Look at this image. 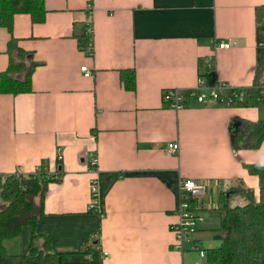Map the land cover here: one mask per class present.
I'll return each instance as SVG.
<instances>
[{
    "label": "crops",
    "instance_id": "crops-1",
    "mask_svg": "<svg viewBox=\"0 0 264 264\" xmlns=\"http://www.w3.org/2000/svg\"><path fill=\"white\" fill-rule=\"evenodd\" d=\"M43 3L41 23L26 14L14 16L16 42L10 51L9 34L0 26V72L9 55L23 63L14 76L23 78L32 67L31 92L0 93V174L27 175L40 167L58 178L47 185L36 233L49 236L56 253L82 247L87 254L98 252L102 264H208L206 252L219 244L218 218L210 209L230 200L232 188L258 196L257 177L243 165H264V141L257 148L233 147L231 136L233 123L259 120L263 108L186 98L175 110L161 94L194 88L202 72L199 61L211 56L212 42L219 41L231 44L214 52V74L205 84L264 86V26L256 25L254 16L264 0ZM88 4L91 32L83 50L76 35L86 27ZM17 49L24 52L20 58ZM130 69L132 90L120 79L121 71ZM171 142L178 150L166 154ZM92 174L98 179L99 211L88 208ZM185 178L208 183L203 199L212 204L206 209L199 202L204 222L179 249L171 226ZM17 239L12 253L4 242L6 264H18L31 230L23 227Z\"/></svg>",
    "mask_w": 264,
    "mask_h": 264
},
{
    "label": "trees",
    "instance_id": "trees-1",
    "mask_svg": "<svg viewBox=\"0 0 264 264\" xmlns=\"http://www.w3.org/2000/svg\"><path fill=\"white\" fill-rule=\"evenodd\" d=\"M43 0H0V26L9 34L7 50L15 46L13 37V18L18 14H26L31 22L41 23L45 19ZM256 25L264 26V4L254 10ZM79 47L85 50L89 37L85 25H81L76 35ZM24 52L17 49L16 56L22 57ZM202 71L204 61H199ZM23 63L9 55L6 69L0 72V93L31 92L30 66L23 78L14 76L22 70ZM203 72L199 74L201 76ZM123 86L132 90L135 77L133 70L120 73ZM262 83H255L247 90L242 100L235 101V106H253L261 103L263 116L256 121H245L238 124L235 134L231 136L233 147L257 148L264 141V90L260 92ZM264 89V86H262ZM245 170L257 177L258 196L255 198L250 189L232 188L227 193H240L246 201L243 205H231L229 200L210 209L218 218V227L214 230V238L218 246L206 252L208 264H264V165L244 164ZM44 172L32 174H0V264H6L8 257L4 242L17 239L23 227L31 230V239L26 253L18 254V264H102L98 252L87 254L81 247L76 252L56 253L51 249L49 236L36 233V225L44 215L43 199L50 181H55ZM197 200L191 201V208L200 212Z\"/></svg>",
    "mask_w": 264,
    "mask_h": 264
},
{
    "label": "built area",
    "instance_id": "built-area-1",
    "mask_svg": "<svg viewBox=\"0 0 264 264\" xmlns=\"http://www.w3.org/2000/svg\"><path fill=\"white\" fill-rule=\"evenodd\" d=\"M87 21H86V33L89 35L91 32V6L88 4L87 6ZM230 42L219 41L212 42L211 49L212 54L206 60H204V67L202 69L203 74L198 76L196 86L192 89L179 90L176 88H169L162 91L161 98L164 104L172 109L179 110L185 106L186 98H194L197 102L200 103H209V104H233L235 101L242 100L244 98V94L247 90L251 88H243V87H234L224 83L216 82L213 87H208L205 82V77L213 76L214 74V59L213 54L217 49H226L230 47ZM90 49V44L88 45L87 50ZM80 71L84 76L88 77L91 75V71L86 67H80ZM263 88L261 86L260 92H263ZM178 150L177 142L169 143L165 148L166 154L175 153ZM96 164L95 157L91 160V166L94 167ZM94 171V168L91 169V172ZM36 172H44L47 175L49 174L47 171L42 170L38 167L33 174ZM31 173V174H32ZM15 174H21L20 172H16ZM55 177V176H53ZM208 191V183H204L201 181H197L190 178L181 179L179 182V203L177 205L176 214H177V222L171 226V230L174 234L175 238V248H182V243L185 240H189L193 234H195L197 230V223L202 221L203 216L194 211L191 208V201H198V208L201 205L199 203L201 199H203ZM89 192H90V200L88 203V208L90 210L99 211L98 206V179L92 174L89 179ZM193 249H196L195 246H192ZM200 256H205V252L203 250H199ZM102 255L105 256L106 253L102 252Z\"/></svg>",
    "mask_w": 264,
    "mask_h": 264
},
{
    "label": "rangeland",
    "instance_id": "rangeland-1",
    "mask_svg": "<svg viewBox=\"0 0 264 264\" xmlns=\"http://www.w3.org/2000/svg\"><path fill=\"white\" fill-rule=\"evenodd\" d=\"M213 199H214V195H213ZM201 200H202V203L204 202V205H205L204 208H206V209L207 208H210V206H211L210 204H212L211 203V199H209V198L206 197L205 199H201ZM245 201H246L245 197H243L240 193L237 192L236 194H234V196L231 197V199L229 200V203L231 205H243ZM218 202H219V200H218ZM201 209H202V207H201ZM200 212H202V210ZM203 222H204V217H203L202 221H200V222L197 223V228ZM17 240H7V241H5V245L7 247L8 253H12L13 252V249H15L17 247L16 246V243L18 242Z\"/></svg>",
    "mask_w": 264,
    "mask_h": 264
},
{
    "label": "water",
    "instance_id": "water-1",
    "mask_svg": "<svg viewBox=\"0 0 264 264\" xmlns=\"http://www.w3.org/2000/svg\"><path fill=\"white\" fill-rule=\"evenodd\" d=\"M237 126H238L237 123H233V125H232V127L234 128V131H235V132H236V130H237Z\"/></svg>",
    "mask_w": 264,
    "mask_h": 264
}]
</instances>
